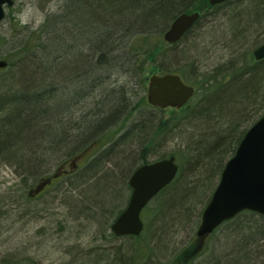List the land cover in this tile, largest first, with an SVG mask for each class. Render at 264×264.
<instances>
[{"label":"trees","instance_id":"1","mask_svg":"<svg viewBox=\"0 0 264 264\" xmlns=\"http://www.w3.org/2000/svg\"><path fill=\"white\" fill-rule=\"evenodd\" d=\"M191 2L184 11L194 8L204 15L179 42L165 41V47L155 46L146 52L153 70L179 73L195 86V95L181 108L153 106L145 93L134 102L138 92L132 86L131 91L126 89L121 80L138 78L137 63L144 51L132 46L133 39L166 30L174 18L175 0H64L57 10L47 11L39 29L28 31L21 47L4 55L10 69L0 80V163L36 179L35 187L52 173L47 166L50 161L60 163L94 152L74 173L80 176L74 179L72 190L81 186L83 190L78 191L87 194L77 200L78 214L100 226L97 236L105 240L94 248L69 251L77 263L157 264L153 257L171 252L187 227L193 229L195 238L180 250L176 261L194 264V259L207 253L196 229L227 160L246 130L264 114V58L254 56L261 42L235 58L230 48L231 59L201 72L192 54L197 47L184 45V41L198 28L209 26V16L214 21L226 13L218 10L227 8L236 14L229 31L237 35L232 40L234 47L244 46L249 34L258 28L264 32V0H226L217 5L209 0ZM7 42V37L0 35V45ZM179 58L189 65L175 66ZM139 84L144 91L145 84L140 80ZM145 107H155L160 116ZM174 138H182L188 145L187 165L171 154L179 162L176 177L142 211L149 220L144 228H150L155 248L149 241L143 243L144 230L140 235L117 236L113 231L108 235L106 217L111 213L110 218L115 219L124 210L119 174L108 168L112 153L123 148L117 168L131 194L127 176L152 162V155L156 156L153 161L167 157L159 148ZM136 158L139 161L134 166ZM45 191L35 196L29 191L26 198H37ZM3 212L14 215L12 209ZM244 214L260 218L235 224L226 237L227 245L216 253L218 261L210 264H264V215L244 210L209 235L215 236L222 226ZM1 217L0 221L6 216ZM2 262L32 264L9 256Z\"/></svg>","mask_w":264,"mask_h":264},{"label":"rangeland","instance_id":"2","mask_svg":"<svg viewBox=\"0 0 264 264\" xmlns=\"http://www.w3.org/2000/svg\"><path fill=\"white\" fill-rule=\"evenodd\" d=\"M191 1L192 0H182L178 2V0H175V4L177 5L173 8L174 17L184 12L188 5L192 3ZM63 4L64 0H15L14 6L7 9L6 17L0 22V35L8 39L7 43L0 45V59L4 58V55L8 52L13 51L17 47H21L24 41L23 39L26 38L28 31L39 29L45 21L47 11L57 10ZM193 10L194 8H191L190 12ZM218 11L226 13L220 14L214 21L212 20L213 16H209L207 18L208 22H211L209 26L205 25L203 29L198 28L184 41V45L195 44V47H197L196 53L192 52V54L196 55V57H193V60L195 64L201 66L199 68L201 72L205 71V69H212L218 64H223L231 59L229 54L230 48H232L231 54H235L234 56L232 55L235 58L246 49H254L259 42H261L259 45L264 43V32L262 33L258 28L253 34H249V39L245 41L244 46L238 45L237 47L236 45L234 47V42H232V40L234 41L237 35H233L229 33V31H231L232 20L236 17V14H231L232 11L227 8H222V10L220 9ZM227 12L230 13L227 14ZM201 15H204V13ZM164 32L165 30L160 34H152L146 38L138 36L132 41V46L142 48L141 50L144 51V54H141L137 63L139 72L138 78L130 79L127 77L121 78V80L126 89L130 90L132 86L133 89L138 92V96L134 97V102H136L137 98L143 93L146 95L149 77L153 73H163L153 70L151 59L146 52L155 46L158 48L166 46ZM18 38L19 40L17 41ZM177 61L175 66L187 67V65H189L181 60V58L177 59ZM9 69L10 67H6L0 70V80L8 75ZM7 80L10 81V79ZM139 80L146 86L144 91L142 87H140ZM145 109L160 116L159 111L156 110L155 107H145ZM87 111L88 108L84 112L87 113ZM139 116L140 115L136 116V118ZM135 146V150L138 151L140 146L138 143ZM118 150L110 156L111 162L108 164V168L112 170L116 169L119 174V186L121 185L119 188L120 199L123 201L122 207L126 208L131 194L128 187L125 186L126 180L124 181L122 177L124 174L117 168V163L123 155L121 153L123 148L121 147L120 150ZM159 150L161 154L168 155L167 157L172 153L177 154L182 159V165H187V161L185 160L189 154V149L184 139H170L166 141L165 144L161 145ZM87 152L88 151L80 153L79 157L81 158L78 160V164H83L90 155L92 156L94 154L93 150H90L86 155ZM117 153L119 157L114 156ZM77 155H74L69 160L71 162L77 160ZM154 159H156V156L152 155L150 160L153 161ZM138 161L139 159H134L133 165L136 166ZM61 163L62 162L59 163V161L53 160L52 162L50 161L47 166L52 172H55L58 167L57 164L60 165ZM78 176L80 175L73 174L65 176V178L56 182L53 186H47L45 188L46 191L39 197L27 199L26 195L30 189H32L33 184L37 182L36 179L23 177L16 173L14 168L10 165L0 163V216H6L4 218L1 217L2 219L0 221V227L2 229L0 232V264H3L2 261L4 257L7 256L11 257L12 260H17L19 263L30 261L32 264H81L77 263V259L72 260V258H70L69 251L94 248L98 241L104 239L103 236L100 239L97 236L100 226H98V229L96 225L93 226V224L89 222L87 217L78 214L77 207L79 204H77V200L87 197L84 191L80 192L83 190L81 186L76 188V191L72 190L75 185L74 179ZM128 176L127 180L129 181L131 175ZM71 181L73 183L72 186L70 185ZM12 201H15L17 205L14 204V206H11L10 203ZM5 208L8 210L12 209V214L14 215H11V217L5 214L3 212ZM1 212L4 214L1 215ZM113 212L114 211H112V214ZM110 215L111 213L106 217L108 235H110L112 231V228L109 230L108 224H111L112 220L114 221V219L110 218ZM250 215L251 214H244L238 218L239 220H234L222 226L215 236L208 235L202 239L203 241L200 246L202 248L205 247L207 253L194 259L193 263L210 264L213 262L216 253H219L222 248L227 245L226 237L228 233L232 234L235 228L234 226H236L235 224L248 221L254 217L260 218L255 215H251L250 218ZM142 219L144 222H149L144 215ZM149 230L150 228H144L143 243L147 244L146 241H149L155 248V239ZM193 233V229L189 227L185 228L178 236V240L171 246V252L159 255L158 257L155 255L153 257L155 263L180 264L176 261V257L179 256L180 250L186 244L193 241L195 238ZM215 261L217 262L218 260Z\"/></svg>","mask_w":264,"mask_h":264},{"label":"water","instance_id":"3","mask_svg":"<svg viewBox=\"0 0 264 264\" xmlns=\"http://www.w3.org/2000/svg\"><path fill=\"white\" fill-rule=\"evenodd\" d=\"M212 5L225 0H209ZM15 0H0V22ZM200 18V12H182L172 21L164 33L169 43L179 41ZM256 59L264 58V44L254 50ZM8 61L1 59L0 68ZM195 87L186 83L180 74L153 73L149 77L148 102L157 107H183L195 94ZM179 164L171 155L153 162L145 163L135 169L129 178L132 193L125 210L112 225L116 235H139L144 222L141 218L143 208L176 177ZM50 178L42 180L30 190L35 196L44 189ZM250 210L264 215V114L245 132L235 153L227 160L220 180L205 206L197 229V236L204 239L223 222L238 213Z\"/></svg>","mask_w":264,"mask_h":264},{"label":"flooded vegetation","instance_id":"4","mask_svg":"<svg viewBox=\"0 0 264 264\" xmlns=\"http://www.w3.org/2000/svg\"><path fill=\"white\" fill-rule=\"evenodd\" d=\"M79 156H80V154L77 155V160H73L72 162L69 159L64 161V162L62 161V163L59 165V167H58L59 169L57 171L52 172L49 176L45 177L46 179L47 178L51 179V181L46 184V187L47 186L50 187V186L54 185L56 182L65 178V176H70V175L74 174L80 166L85 164L86 161L83 164H78V160H80V158H81ZM45 188H44V190H45ZM44 190H42V192Z\"/></svg>","mask_w":264,"mask_h":264},{"label":"bare ground","instance_id":"5","mask_svg":"<svg viewBox=\"0 0 264 264\" xmlns=\"http://www.w3.org/2000/svg\"><path fill=\"white\" fill-rule=\"evenodd\" d=\"M2 59H3V60H6L5 58H2ZM0 60H1V59H0ZM1 69H3V67H2V68H0V70H1Z\"/></svg>","mask_w":264,"mask_h":264}]
</instances>
